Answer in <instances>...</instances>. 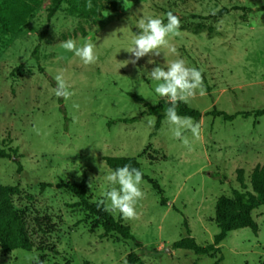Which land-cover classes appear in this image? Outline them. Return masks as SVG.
<instances>
[{
	"label": "rangeland",
	"instance_id": "rangeland-1",
	"mask_svg": "<svg viewBox=\"0 0 264 264\" xmlns=\"http://www.w3.org/2000/svg\"><path fill=\"white\" fill-rule=\"evenodd\" d=\"M50 3L43 0L27 24L0 45V149L18 156L0 159V185L19 188L11 204L23 217L33 246L30 252L14 250L13 257V251L0 250V264H35L30 255L45 264H213L220 256L219 264H264V205L252 212L257 233L232 231L219 252L197 256L173 248L187 230L198 245L212 244L219 232L217 200L240 190L236 170H244L250 189L253 168L264 165V115L224 121L208 114L213 109L229 115L264 109V0H127V7L122 0L116 12L104 11L95 24L68 16L66 5L48 19ZM142 11L165 23L169 11L179 15L180 34L169 37L176 52L168 59L181 58L202 72L203 94L198 90L187 103L201 113L195 121L199 139L185 133L192 150L172 135L166 119L158 130L143 120L144 102L156 105L166 98L155 93V82L138 68L151 71L165 64L164 53L145 56L137 65L121 63L133 58L124 49L139 32ZM123 27L124 34L105 41ZM67 39L78 46L97 44L96 63L84 65L61 48ZM149 59L157 63L148 64ZM61 71L73 92L67 101L54 94V76ZM119 118L137 121L108 126ZM105 157H136L165 198L162 204L142 180L138 218L112 213L130 227L136 241L116 234L101 238L102 228L92 229L95 217L57 187L85 180L89 201L104 199L112 187L105 179L112 171Z\"/></svg>",
	"mask_w": 264,
	"mask_h": 264
},
{
	"label": "trees",
	"instance_id": "trees-1",
	"mask_svg": "<svg viewBox=\"0 0 264 264\" xmlns=\"http://www.w3.org/2000/svg\"><path fill=\"white\" fill-rule=\"evenodd\" d=\"M43 0H0V45H6V37L18 33L24 27L28 20L32 17L33 12L38 8ZM122 0H92L93 7L91 10L86 8L87 0H51L47 9V18H52L57 12L62 10V5H66L65 13L68 16H76L86 23L95 24L96 20L101 17L104 11L116 12L118 2ZM81 36H85L83 28L79 29ZM45 31L42 32L43 37ZM38 48L34 50V56L37 57ZM140 102H144L143 98L133 94H129ZM145 103L147 115L156 117L154 129L158 130L164 118V110L167 106L165 100H160L158 104L151 105ZM178 113L180 115L190 116L194 121L201 118V113L188 106L187 103H179ZM213 117H221L224 121H232L236 117L247 118L249 116L259 117L264 115V109L254 112L235 113L229 115L223 111L213 109L208 113ZM137 121V118H119L110 120L107 124L112 126L117 123L132 124ZM18 157L15 151L11 156L7 151L0 149V159ZM14 159V160H15ZM104 162L110 170H115L126 164H131L141 170V165L136 157H105ZM19 165V162L16 161ZM20 166L18 171H20ZM144 181L148 182L151 187L161 197V203L165 204V198L162 196V190L159 184L143 173ZM236 181L239 184L240 190H234L232 196L220 197L215 205V222L219 232L213 237V243L207 246L198 245L194 238L189 236L180 239L173 243L174 249H182L191 251L197 256L212 255L219 252V245L227 234L248 228L253 233H257L258 227L252 217V212L264 205V165H257L253 168L250 174V189L244 180V170H236ZM46 184H41V187H46ZM58 188H63L78 199L75 205L89 216H94L95 220L92 229L97 227L102 228L101 238H105L110 234H116L122 239L136 241L131 233L128 225L123 223L121 217L115 218L112 213L104 211V206L98 207V202H90L86 190L87 183L82 180L79 183L60 182ZM20 190L17 186L0 185V250L4 253H9L14 250H24L30 252L33 248L32 243L27 238L25 232V224L23 217L13 209L11 198L19 195ZM222 256L219 257L213 264H219L222 261Z\"/></svg>",
	"mask_w": 264,
	"mask_h": 264
},
{
	"label": "clouds",
	"instance_id": "clouds-1",
	"mask_svg": "<svg viewBox=\"0 0 264 264\" xmlns=\"http://www.w3.org/2000/svg\"><path fill=\"white\" fill-rule=\"evenodd\" d=\"M125 6L127 7V0H125ZM92 7V0H87L86 8L91 10ZM52 23L54 24V22ZM180 27V17L172 11L167 13V23L159 17L143 12L137 23L139 32L133 38L132 46L124 49L133 58L121 63L123 67L128 64L137 65V62L145 56L158 57L161 52L164 53L165 64L157 65L151 71H147L146 68H138V71L141 76L147 72L148 80L155 82V93L160 98H166L167 106L164 110V118L170 126L172 135L181 140L189 150H192V143L185 133L190 132L193 138L199 139L200 124L190 116L180 115L178 105L181 102L188 103L198 90L201 95L203 94V77L200 70L195 67H188L183 59L178 58L172 61L168 59L170 53L176 52V49L170 43L169 37L179 35ZM125 28H118L105 41L119 32L124 34ZM59 46L68 52L74 53L84 65L94 64L98 59L95 51L97 44L91 41L78 46L75 40L67 39L62 41ZM147 63L156 64L157 62L155 59H149ZM54 80L55 96L67 101L73 95V92L70 91V85L64 72L61 71L56 74ZM143 120L150 127L155 125V119L152 115H145ZM33 130L39 134L38 129L34 128ZM105 179L110 182L112 187L104 193V199L98 202V207L103 205L106 212H118L125 220L138 218L136 205L144 197L140 187L143 179L142 171L131 164H126L111 171ZM93 183V180L90 179L89 188L92 189ZM11 255L12 257L15 255L14 251ZM28 258L35 261V264H45L38 256L30 255Z\"/></svg>",
	"mask_w": 264,
	"mask_h": 264
}]
</instances>
